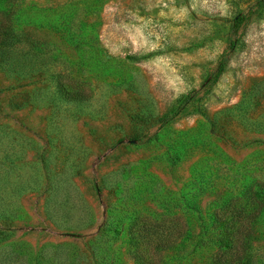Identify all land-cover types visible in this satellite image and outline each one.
I'll list each match as a JSON object with an SVG mask.
<instances>
[{
	"label": "rangeland",
	"instance_id": "rangeland-1",
	"mask_svg": "<svg viewBox=\"0 0 264 264\" xmlns=\"http://www.w3.org/2000/svg\"><path fill=\"white\" fill-rule=\"evenodd\" d=\"M0 22V264H136L129 221L166 207L193 238L164 264H208L213 208L264 182V0H0Z\"/></svg>",
	"mask_w": 264,
	"mask_h": 264
},
{
	"label": "trees",
	"instance_id": "trees-1",
	"mask_svg": "<svg viewBox=\"0 0 264 264\" xmlns=\"http://www.w3.org/2000/svg\"><path fill=\"white\" fill-rule=\"evenodd\" d=\"M2 24L0 22V52L20 41L9 24ZM59 91L65 99L81 97L76 91L63 88ZM171 119L172 115L166 122ZM187 206L189 203H185L184 207ZM165 210L166 213L137 214L129 221V253L136 264H164L163 251L184 246L192 240L193 225L185 220V211L178 214L168 207ZM263 210L264 182L255 184V188L246 187L217 204L209 214L207 225L208 240L216 247L208 264H260L252 243L257 237L255 222Z\"/></svg>",
	"mask_w": 264,
	"mask_h": 264
}]
</instances>
